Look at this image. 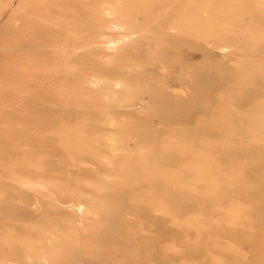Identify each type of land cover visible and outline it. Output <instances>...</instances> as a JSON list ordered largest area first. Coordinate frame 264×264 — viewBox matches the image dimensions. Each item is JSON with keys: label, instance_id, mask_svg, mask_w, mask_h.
<instances>
[{"label": "rangeland", "instance_id": "obj_1", "mask_svg": "<svg viewBox=\"0 0 264 264\" xmlns=\"http://www.w3.org/2000/svg\"><path fill=\"white\" fill-rule=\"evenodd\" d=\"M263 7L0 0V264H264Z\"/></svg>", "mask_w": 264, "mask_h": 264}, {"label": "bare ground", "instance_id": "obj_2", "mask_svg": "<svg viewBox=\"0 0 264 264\" xmlns=\"http://www.w3.org/2000/svg\"><path fill=\"white\" fill-rule=\"evenodd\" d=\"M118 1V0H117ZM211 1V0H210ZM241 3V2H240ZM109 4V3H108ZM213 5V4H212ZM110 6V5H109ZM166 6V5H165ZM209 6V5H208ZM207 6V7H208ZM200 7V6H199ZM206 7V8H207ZM251 7V6H250ZM120 8V7H119ZM261 8V7H260ZM264 8V7H263ZM192 9V8H191ZM255 9V8H254ZM193 10V9H192ZM206 10V9H205ZM111 11H113V9L111 10ZM124 11V10H123ZM114 12H116V11H114ZM121 14V13H120ZM125 15V14H124ZM122 16V15H121ZM128 16V15H127ZM121 19V18H120ZM126 19V18H125ZM178 19V18H177ZM184 19V18H183ZM187 19V18H186ZM109 21H110V19H109ZM117 21V20H116ZM188 21V20H187ZM118 22V21H117ZM120 22V21H119ZM185 22V21H184ZM112 23V22H111ZM101 25V24H100ZM115 25V24H114ZM111 26H113V25H111ZM126 26V25H125ZM123 28H124V26H123ZM108 29V28H107ZM159 30V29H158ZM174 31V30H173ZM212 31V30H211ZM215 31V30H214ZM139 32H141V31H139ZM143 32V31H142ZM138 33V32H137ZM207 34V33H206ZM76 35V34H75ZM174 36H175V34H173ZM170 36H171V34H170ZM152 41V40H151ZM154 45V44H153ZM168 47V46H167ZM154 61V60H153ZM155 61H156V59H155ZM151 62H152V60H151ZM189 70V69H188ZM187 89V88H186ZM181 92H182V90H181ZM192 99V98H191ZM253 108V107H252ZM249 118V117H248ZM59 248V247H58ZM68 249V248H67ZM65 250V249H64ZM59 253V252H58Z\"/></svg>", "mask_w": 264, "mask_h": 264}]
</instances>
